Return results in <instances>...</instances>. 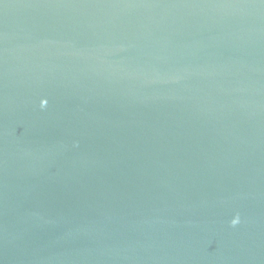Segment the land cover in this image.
<instances>
[{
    "label": "water",
    "instance_id": "1",
    "mask_svg": "<svg viewBox=\"0 0 264 264\" xmlns=\"http://www.w3.org/2000/svg\"><path fill=\"white\" fill-rule=\"evenodd\" d=\"M0 264H264V0H0Z\"/></svg>",
    "mask_w": 264,
    "mask_h": 264
},
{
    "label": "clouds",
    "instance_id": "2",
    "mask_svg": "<svg viewBox=\"0 0 264 264\" xmlns=\"http://www.w3.org/2000/svg\"><path fill=\"white\" fill-rule=\"evenodd\" d=\"M231 223H232L233 226L238 225V224L240 223V218H239V216H237L235 219H233Z\"/></svg>",
    "mask_w": 264,
    "mask_h": 264
}]
</instances>
